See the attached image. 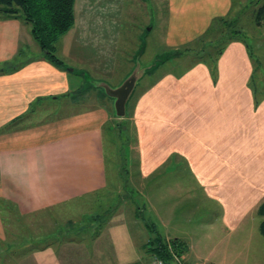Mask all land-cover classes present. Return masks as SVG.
Returning <instances> with one entry per match:
<instances>
[{"label":"crops","instance_id":"1","mask_svg":"<svg viewBox=\"0 0 264 264\" xmlns=\"http://www.w3.org/2000/svg\"><path fill=\"white\" fill-rule=\"evenodd\" d=\"M166 4L167 11L162 17L157 12L156 20L164 27L165 43L173 48L201 40L233 8V0ZM76 9L75 4V17ZM150 14L148 21L153 23ZM76 37L66 38L65 53L76 49ZM112 52L110 48L104 53L103 68L99 61L90 65L117 86L123 80H116ZM191 53L183 57L193 58ZM135 54L127 55L130 66L125 73L133 69ZM198 56L182 74L165 71L144 81L125 122L135 130L140 174L163 180L167 165L171 173H188L187 179L172 183L177 190L175 211L189 217L185 224L195 228L193 232H209L192 243L189 236L157 235L166 245L174 239L184 245L183 264H217L197 251L204 245L202 239L213 238L210 233H215L214 241L219 239L216 232L228 241L235 232L251 227V240L257 233L264 238V78L252 79L255 65L239 38L229 41L215 67ZM70 73L45 59L29 26L0 16V242L7 239L3 216L10 215L9 205L18 214L33 215L108 187L104 129L116 120L113 101L97 89L79 94L75 89L81 82ZM79 103L95 104L76 116L59 117L50 126L32 125L57 105ZM135 208L132 213L126 208L108 215L96 238L70 239L29 258L33 264H151L152 235L144 236ZM161 230L175 232L169 227ZM225 245L223 252L228 251Z\"/></svg>","mask_w":264,"mask_h":264},{"label":"rangeland","instance_id":"2","mask_svg":"<svg viewBox=\"0 0 264 264\" xmlns=\"http://www.w3.org/2000/svg\"><path fill=\"white\" fill-rule=\"evenodd\" d=\"M166 1L77 0L75 24L56 44V55L68 69L65 68L64 71L70 72V70L75 69L76 72L70 74L73 75L74 79H79L81 82L82 86L75 89V91L91 90L90 82L92 80L103 83L110 82L109 84L117 83V81L102 76L100 71L99 73L93 71L90 65V62L93 61H99L102 65L103 61L101 59L104 58V53L110 48L113 51L111 59L117 64L116 80L119 81H122L129 73V71L128 73L123 71L130 66L127 55L137 53L143 42L145 43V51L140 59L143 66L149 65L156 59L177 50L184 53L192 52L193 58L182 57L185 54L175 59L169 58L153 72L146 74L145 78L140 81L138 86L140 87L144 81L154 80L157 74L165 71L182 74L195 63L194 59L198 60L195 53L202 54L204 52L203 58L205 59H207L205 57L207 55H216L222 45L225 44V42H222L225 36H233L245 42L249 52L254 56L253 62L256 65L255 80L264 78V24L258 25L255 20L257 8L264 5V0H233V8L229 15L222 19L223 23L222 20L215 21L201 40L178 48L169 47L165 43L167 35H164V27L162 24L158 25L156 20L157 12H160L162 17L167 11ZM110 3L111 6H109ZM140 6H143L144 11L141 10ZM150 12H153V23L148 21V17L151 16ZM70 35H77L75 46H78L72 52L65 53L66 38ZM76 56H78L77 60L79 61L75 60ZM79 72H85L86 75L82 76L78 74ZM97 90L103 91L101 89ZM135 100L132 102L133 104ZM94 104L83 105L79 103L74 106L67 105V107L63 104L57 105L51 113L36 117L31 122L32 125L36 126L37 124L50 126L57 123L55 119L76 116L82 110L89 108L90 105L93 107ZM113 126L114 124H110L104 129L108 187L98 194L71 202L63 207L28 215L24 218H21L9 205L10 215L7 217L8 224H6L8 238L5 240L7 243L9 240H19L16 235L34 234L37 236L48 233L59 226L67 227L70 224H73V231L78 229L84 231L85 228L96 229L98 225L102 227L106 219L109 220L108 215L112 212L118 213L127 208L129 213H132L136 210V205L141 215L138 219L142 220L145 227V229L143 228L145 237L148 233L154 235L161 233L163 236L169 234L170 237L177 236L181 238L189 236L193 239L189 243H192L193 241L197 242L198 237H206L209 234V232L201 233L200 229L199 232H193L195 228L190 224H185L189 217L186 214L180 215L175 211L177 190L172 187V183L179 178L187 179L188 173L178 172L177 170L171 173L172 169H168L167 165L163 170L166 173L163 180H160L158 176L144 178L139 170V158L134 139L135 130L132 123H130V126L125 127L127 132H122L120 129L116 130ZM188 206L191 205L188 203ZM132 219L133 221L130 222L135 225L134 217ZM159 222H162L163 225H160ZM161 226L163 230L169 227L175 229V232L169 231L168 233L164 230V233ZM177 228L181 231L178 232ZM250 232L251 227L248 229L242 228L235 232L228 241L227 238L223 239V235L218 232H216V235L219 239L214 241L215 233H210L213 238L207 237L201 240L204 245L197 250L198 254L204 258H210L211 262L217 264H264V246H257V244L264 245V238L260 233H257L256 237L251 240ZM79 235L81 234H72L71 238L89 241L91 233ZM5 241L0 242V250L8 253L5 254L7 264H33L34 261L29 258L31 255L22 258L13 257L11 250L5 248V244H3ZM226 243L228 251L223 252ZM210 252H212L211 255ZM3 255H0V262L3 261ZM188 255H191L190 252H188Z\"/></svg>","mask_w":264,"mask_h":264},{"label":"trees","instance_id":"3","mask_svg":"<svg viewBox=\"0 0 264 264\" xmlns=\"http://www.w3.org/2000/svg\"><path fill=\"white\" fill-rule=\"evenodd\" d=\"M75 4L76 0H0V16L19 20L23 22L25 25L29 26L31 34L38 44L39 48L43 52V55L46 60L51 62L56 67L66 70L64 63L60 60L56 55V44L63 36H65L74 26L75 24ZM222 20V19H220ZM255 20L258 25L264 24V5L258 9L255 14ZM224 22L223 20L221 21ZM239 33V32H237ZM236 37L233 36H225L222 39V42L225 44L218 50V52L213 55H207V59L203 58V53L200 54L201 60H204L208 65L215 67L219 61V58L222 56L223 52L226 49L227 44L230 40H234ZM248 49V48H247ZM249 51V50H248ZM184 52L180 50L174 51L173 53L167 55L164 59H161V64L170 59H175L181 57ZM199 54V53H197ZM251 60H253L252 54L249 52ZM184 56V55H183ZM182 56V57H183ZM160 61V60H159ZM254 61V60H253ZM254 63V62H253ZM255 65V63H254ZM256 66V65H255ZM66 68V69H65ZM256 70V68H255ZM74 71H76L74 69ZM214 71V69H213ZM256 74V71H255ZM254 80V76L252 77ZM93 89V88H91ZM87 91H83L79 93H86ZM104 95L105 93L101 91ZM106 96V95H105ZM107 97V96H106ZM256 97V91H255ZM133 98V97H132ZM132 100V99H131ZM131 100L128 104V116L125 119H116L114 120L113 128L120 129L122 132L125 131V127L130 126L129 121L125 122V120L130 119L131 117ZM259 100L256 97V103ZM124 120V121H123ZM116 121V122H115ZM8 127L3 128L2 130H7ZM1 130V131H2ZM127 132V130L125 131ZM6 208V207H5ZM4 210H7V208ZM21 218L27 217L28 215H23L19 213ZM7 215L3 216L5 224H8ZM107 222V219L105 220ZM105 222V223H106ZM92 225V224H91ZM88 231V232H87ZM101 231V227L98 225L96 229H86L73 231V224L65 227H57L56 229L35 236L34 234H28L27 236L16 235V238L19 240H9L3 243L5 244V248L10 249L12 252V256L16 257H25L30 256L34 252L42 251L57 244H61L66 241H70L72 234H81L87 235L91 233V237L95 238L98 236ZM8 233V231H7ZM31 233V232H30ZM79 235V236H81ZM150 239L149 252L153 255L160 257L163 260H166L167 263L172 264L173 254L182 257L185 254L186 250L184 245L179 242L177 239L171 241L172 251L170 250L169 245L164 244L162 237L159 235H153ZM8 238V236H7ZM15 238V237H14ZM147 245V246H148ZM3 261L0 264H7L6 255L7 252L0 250V255H2ZM9 257V255H8Z\"/></svg>","mask_w":264,"mask_h":264},{"label":"water","instance_id":"4","mask_svg":"<svg viewBox=\"0 0 264 264\" xmlns=\"http://www.w3.org/2000/svg\"><path fill=\"white\" fill-rule=\"evenodd\" d=\"M144 51L145 43L143 42L142 47L134 56L133 69L128 73V75L119 85L112 86L109 83L96 82L93 80L90 82L91 88L103 90L107 98L113 101L114 117L116 119H125L128 116V104L134 96L136 89L140 84V81H142L146 74L151 73L155 69H157L161 65V59H164L166 57L164 56L162 58H158L151 64L143 66L140 59ZM70 72L72 73L76 71L70 70ZM78 74L82 76L86 75L85 72H79Z\"/></svg>","mask_w":264,"mask_h":264},{"label":"built area","instance_id":"5","mask_svg":"<svg viewBox=\"0 0 264 264\" xmlns=\"http://www.w3.org/2000/svg\"><path fill=\"white\" fill-rule=\"evenodd\" d=\"M168 245L170 247V250L172 251V247L170 246L171 244ZM151 264H169V263H167L166 260H163L160 257L154 255ZM172 264H183L182 257L173 254Z\"/></svg>","mask_w":264,"mask_h":264}]
</instances>
